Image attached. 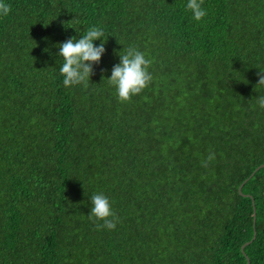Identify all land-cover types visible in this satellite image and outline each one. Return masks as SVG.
Masks as SVG:
<instances>
[{"label": "trees", "instance_id": "trees-1", "mask_svg": "<svg viewBox=\"0 0 264 264\" xmlns=\"http://www.w3.org/2000/svg\"><path fill=\"white\" fill-rule=\"evenodd\" d=\"M3 2L0 264H264V0L200 21L188 0ZM93 26L106 52L66 88L58 45ZM129 46L153 79L121 103ZM99 193L114 230L89 219Z\"/></svg>", "mask_w": 264, "mask_h": 264}, {"label": "clouds", "instance_id": "clouds-1", "mask_svg": "<svg viewBox=\"0 0 264 264\" xmlns=\"http://www.w3.org/2000/svg\"><path fill=\"white\" fill-rule=\"evenodd\" d=\"M204 0H188L187 9L191 11L193 19L200 21L207 15L202 7ZM11 11V6L0 0V15L7 16ZM108 36L102 28L93 26L86 33L76 39H67L58 45L59 57L63 59L59 67L60 75L63 77V85L67 88L74 85L83 84L88 86L93 73V65L99 64L102 56L106 52L105 44ZM100 40L99 46L94 45V41ZM47 51V49H45ZM120 62L111 69V76L107 78L108 83L116 89L118 101L129 102L135 95L140 94L152 81L153 77L149 71L152 64L145 54L135 46H129L120 53ZM259 77L256 86H264V71L257 72ZM257 103L264 109V97H259ZM215 158L214 153H210L207 161H202V166H207V162ZM91 210L89 219L97 223L98 228L114 230L119 217L112 211L110 201L103 193L94 194L90 198Z\"/></svg>", "mask_w": 264, "mask_h": 264}, {"label": "water", "instance_id": "water-1", "mask_svg": "<svg viewBox=\"0 0 264 264\" xmlns=\"http://www.w3.org/2000/svg\"><path fill=\"white\" fill-rule=\"evenodd\" d=\"M242 186H243V185H241L240 189H242ZM254 236H256V233H255ZM253 239H254V238H253ZM251 241H252V240H251ZM251 241H250V242H251ZM248 243H249V242H248ZM248 243H246V244H248ZM244 246H245V245H243V247H244Z\"/></svg>", "mask_w": 264, "mask_h": 264}]
</instances>
